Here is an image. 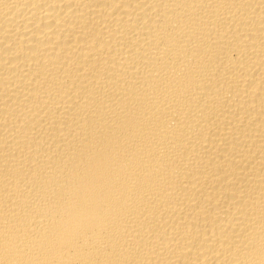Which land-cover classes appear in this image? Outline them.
I'll return each mask as SVG.
<instances>
[{"label": "bare ground", "instance_id": "1", "mask_svg": "<svg viewBox=\"0 0 264 264\" xmlns=\"http://www.w3.org/2000/svg\"><path fill=\"white\" fill-rule=\"evenodd\" d=\"M0 264H264V0H0Z\"/></svg>", "mask_w": 264, "mask_h": 264}]
</instances>
